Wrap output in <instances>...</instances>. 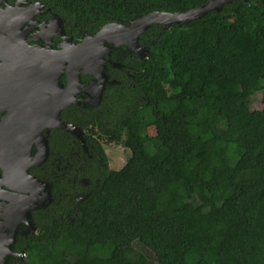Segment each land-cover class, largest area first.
Segmentation results:
<instances>
[{
	"label": "trees",
	"instance_id": "obj_1",
	"mask_svg": "<svg viewBox=\"0 0 264 264\" xmlns=\"http://www.w3.org/2000/svg\"><path fill=\"white\" fill-rule=\"evenodd\" d=\"M38 1L95 34L208 0ZM140 45L144 57L113 52L99 101L63 110L85 141L52 129L33 169L46 183L28 209L36 231L19 236L25 256L10 264H264V0L153 24ZM103 142L130 150L120 169ZM136 242L155 260L128 257Z\"/></svg>",
	"mask_w": 264,
	"mask_h": 264
},
{
	"label": "flooded vegetation",
	"instance_id": "obj_2",
	"mask_svg": "<svg viewBox=\"0 0 264 264\" xmlns=\"http://www.w3.org/2000/svg\"><path fill=\"white\" fill-rule=\"evenodd\" d=\"M35 1L38 0H7L1 6L4 8L18 6L20 9H24ZM32 13L26 17L15 19V21L22 24L21 33L31 48L44 49L54 53L62 51L68 45H77L91 35L81 31L74 33L73 27L68 26L62 18L60 23L53 22V16L57 14L45 5L39 8L35 14ZM5 36H8V34H5ZM10 49L12 57L0 59V65L4 64L0 66V264H10V261L14 263L15 260L22 258V253L16 251L17 244L20 243L19 236L26 234L29 230L35 231L34 227H36L29 218L26 220L25 215L28 212L27 207L38 199L41 192H38V189L25 182V168L27 162L36 157L40 142L34 139L29 147L30 150L26 151L29 139L24 134L26 130H31L25 122L31 120V118L35 120L37 115L34 112L37 111L39 113L42 103L48 102L50 98L55 97L52 92L55 86L54 77L59 75L57 79L61 89L67 86L69 77L67 71L69 62H65L63 70L61 69L60 74L56 75L57 70L53 68L57 66L58 60L55 61L51 56L45 59L46 62L44 64L47 67V63L50 65L53 63L51 67H54L50 68V71L52 70L51 72L55 75L47 72L44 75V79L50 74L49 78L40 82L41 68L44 66L41 65L43 58L38 59L37 53L33 56L26 53L25 56V53L19 54L14 47ZM127 49L133 51L130 47ZM127 49L123 46H113L110 55L105 57L107 62L105 63L104 71L107 65L119 67L112 64L116 63L112 59L114 51L120 57V55L125 56L130 51ZM17 62L20 65L16 68L15 64ZM26 67H32L31 69L34 68L33 70L39 69V71L37 73L35 70L34 74L31 71L26 73L24 71ZM24 72L28 76L27 78L23 74ZM80 77L81 84L75 94L79 102H74L69 106L77 104L88 108L97 101L95 99L99 92V87H89V84L97 79L95 75L83 72H81ZM27 115L32 117L27 119ZM34 123V128H36V121ZM52 129L54 128L48 127L43 131L46 139L49 138ZM30 138L32 139V136ZM37 166L39 164L30 166L27 171L30 175L39 178L33 173V169ZM27 197H34V199L32 202H28L26 200Z\"/></svg>",
	"mask_w": 264,
	"mask_h": 264
},
{
	"label": "water",
	"instance_id": "obj_3",
	"mask_svg": "<svg viewBox=\"0 0 264 264\" xmlns=\"http://www.w3.org/2000/svg\"><path fill=\"white\" fill-rule=\"evenodd\" d=\"M6 1L7 0H0V59L12 57V51L10 49L11 47H14L15 50H18L19 54L22 52L25 53V56L26 53L31 56L36 55L37 53L38 59L43 58L41 65H44L41 68V74L39 73L41 77L40 82L45 79L47 80L50 74L55 75L51 72L52 70L50 71V68L54 67H51L53 63H51V65L47 63L48 68L45 67L44 62H46V58L52 56L55 61L58 60L57 66L53 68L57 70L56 75L60 74L61 69L63 70V64H65V62H69L67 67L69 76L67 86L64 89H61L57 79L59 75L57 77L55 76L53 79L55 81V86L52 90V92L55 94V97L50 98L48 102L45 101L42 103L39 113L37 111L34 112V114L37 115L35 120H32V116L27 115V119L31 118V120H27L25 124H28L31 131L26 130L24 134L26 138L29 139L27 142L28 146L26 147V151L30 150L29 147L31 146L34 139H37L40 142V150L36 154V157H34L32 160H29L26 164V168L28 169L30 166L41 164L47 159L49 145L48 140L43 135V131L48 127L62 128L66 131L72 132L82 141V143H84V131L78 126L62 120L61 112L64 108L68 107L72 103L79 102V99L76 98L75 94L77 93L81 84V72L95 75L97 80L92 81L89 84V87H99V92L96 97V100L99 101L102 95L104 82L107 79L106 74L104 73L105 63L107 62L105 57L110 55V51L113 46L130 47L133 51L144 57L146 55V49L141 47L140 37L153 24H163L164 27L168 28L173 24L186 23L195 19L203 18L211 11L219 12L226 4L238 0H208L202 5L185 11L155 10L136 20H132L129 23L109 22L102 26L95 34H91L86 37L81 43L73 46L68 45L62 51H57L54 53L48 52L44 49H34L29 47L27 42L24 40L23 34L21 33L22 24L15 21V19L26 17L32 12V14H35V12H38V9L44 5L40 1H35L24 9H20L18 6H8L4 8L1 6V4ZM52 21L60 23L61 18L58 15H54ZM5 34H8V36H5ZM38 62L40 63V61ZM112 64L114 66H119L118 63ZM19 65V62H17L15 64L16 68ZM4 67L7 69L6 66ZM31 68L32 67H26L24 68V71L26 73L31 71V73L34 74L36 69L33 70L34 68ZM37 71H39V69L36 70V72ZM25 72L23 73L24 75H26ZM47 72L50 74H48V76L44 79V75ZM25 77L27 78L28 76L26 75ZM31 121H33L32 126ZM34 121H36V128H34ZM31 136L32 139L30 138ZM25 173V182L32 185L35 184L37 186L36 189H38V192H41L45 189L46 183L43 180L30 175L28 171ZM33 199L34 197L26 198L28 202H32ZM28 209L29 207H27V210ZM25 217L26 220H28V212H26ZM34 230L36 231V227H34Z\"/></svg>",
	"mask_w": 264,
	"mask_h": 264
},
{
	"label": "rangeland",
	"instance_id": "obj_4",
	"mask_svg": "<svg viewBox=\"0 0 264 264\" xmlns=\"http://www.w3.org/2000/svg\"><path fill=\"white\" fill-rule=\"evenodd\" d=\"M217 107L221 108L222 104L221 103L217 104ZM149 131L152 133L154 130L153 128H150ZM103 144H104V149L106 151V156H107L110 168L118 170L123 165H125L127 159L131 155V152L129 149H127L123 145L115 144V143L107 144L103 142ZM25 171H27V168H25ZM32 186L37 188L35 184H33ZM205 206H206L205 203L198 205V206L188 204L185 206V213L189 217H194L195 215L199 214L204 209ZM224 207L226 208L227 206L225 205ZM127 254H128V257H130L131 259H135L137 261H143L147 258L151 260H155L154 255L151 252L145 251V249H143L140 242H136L135 247L130 248ZM24 256L25 254L22 253V257ZM155 264H158V263H155Z\"/></svg>",
	"mask_w": 264,
	"mask_h": 264
}]
</instances>
